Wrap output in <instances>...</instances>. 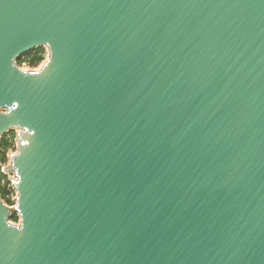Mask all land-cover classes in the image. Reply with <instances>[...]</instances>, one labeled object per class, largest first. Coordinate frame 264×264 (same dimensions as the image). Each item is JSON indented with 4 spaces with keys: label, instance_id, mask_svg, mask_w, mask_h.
Here are the masks:
<instances>
[{
    "label": "water",
    "instance_id": "1",
    "mask_svg": "<svg viewBox=\"0 0 264 264\" xmlns=\"http://www.w3.org/2000/svg\"><path fill=\"white\" fill-rule=\"evenodd\" d=\"M14 129L0 264H264V0H0Z\"/></svg>",
    "mask_w": 264,
    "mask_h": 264
},
{
    "label": "trees",
    "instance_id": "2",
    "mask_svg": "<svg viewBox=\"0 0 264 264\" xmlns=\"http://www.w3.org/2000/svg\"><path fill=\"white\" fill-rule=\"evenodd\" d=\"M44 59V47L35 48L32 52L25 54L24 56L18 57L16 63L20 66L23 63H28L31 66H37ZM8 134V136H7ZM15 137L14 130H9L4 133L0 138V198L6 204L11 205V191L10 181L7 179L6 174L1 171L2 165L8 161L7 152L11 149ZM10 220L17 222L18 216L16 213H11Z\"/></svg>",
    "mask_w": 264,
    "mask_h": 264
},
{
    "label": "rangeland",
    "instance_id": "3",
    "mask_svg": "<svg viewBox=\"0 0 264 264\" xmlns=\"http://www.w3.org/2000/svg\"><path fill=\"white\" fill-rule=\"evenodd\" d=\"M47 55H48L47 49H46V47H44V59H43V61L47 58ZM43 61L40 62L37 66H31V65H29L28 63L25 62V63L21 64L19 67H20L21 69H23V70H34V69H38V68L41 66V64L43 63ZM14 132H15V137H16V134H17V132H18V129H14ZM7 136H8V134H7ZM15 137H14V139H13L14 143H13L11 149L7 152L8 161H7L6 164L2 165V167H1V171H2V168H3V167H6V166L10 163V161H9V156H10V154L16 151ZM4 174H6L7 179L10 181V186H9V187H10V191H11V200H12V204L9 205V204H6L5 202H4V203H5L6 205L10 206L11 208H13V206H14L15 203H16V202H15L16 190L14 189V187H13V185H12V183H11V180L15 178V175H14V172H12V171L7 172V173H4ZM12 213H13V212H12ZM17 216H18V215H17ZM10 222L13 223V224H18V223H19V217H18L17 222H13L12 220H10Z\"/></svg>",
    "mask_w": 264,
    "mask_h": 264
}]
</instances>
